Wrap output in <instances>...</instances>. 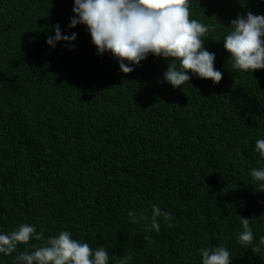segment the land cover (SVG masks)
Returning <instances> with one entry per match:
<instances>
[{
    "label": "trees",
    "instance_id": "16d2710c",
    "mask_svg": "<svg viewBox=\"0 0 264 264\" xmlns=\"http://www.w3.org/2000/svg\"><path fill=\"white\" fill-rule=\"evenodd\" d=\"M209 26L219 84L192 75L163 80L167 63L149 54L131 73L98 54L86 26L69 28L74 0H0V234L21 224L45 238L67 230L109 264H202L200 249L224 246L231 264H264L238 243L241 217L254 244L264 236V192L250 176L264 167V69L232 68L223 38L238 15L264 14V0H189ZM76 33L69 42L46 43ZM219 41V42H217ZM127 64L128 62L125 61ZM173 227L145 231L152 206ZM137 214L133 223L129 211ZM241 216V217H240ZM148 236L149 239L144 237ZM0 264H17L18 252Z\"/></svg>",
    "mask_w": 264,
    "mask_h": 264
},
{
    "label": "clouds",
    "instance_id": "9594fccd",
    "mask_svg": "<svg viewBox=\"0 0 264 264\" xmlns=\"http://www.w3.org/2000/svg\"><path fill=\"white\" fill-rule=\"evenodd\" d=\"M72 11L76 15L70 18L68 27L85 25L98 54L111 53L125 74L134 70L128 65H139L151 54L168 61L163 80L173 88H182L185 82H190L189 73L210 79L214 84L223 78V73L215 68V53L204 47L209 26L191 17L189 0H74ZM229 26L231 31L222 41L232 68L251 73L264 69V14L248 11L231 20ZM54 28L55 35L47 38V44L55 47L56 42L63 40L69 42L70 48L74 47L70 42L75 41L76 33L62 35L58 24ZM255 151L264 158V139L256 140ZM250 176L256 182V190L264 192V167L251 169ZM128 215L133 223L138 222L134 211L130 210ZM160 217L168 227H173L171 213L157 205L152 206L151 218L143 212L139 214V219L149 221L145 231L157 233ZM240 223L238 243L250 248L253 254H260L264 236L254 244L249 218L241 217ZM32 240L40 241V246L32 245L31 251L18 252L17 264H109V254L103 246L93 249L67 230L45 238L43 232L38 233L28 224L0 234V253L11 255L17 252L18 245H28ZM200 255L202 264H231L232 260L230 252L221 245L201 248ZM130 259L125 256L118 264H127Z\"/></svg>",
    "mask_w": 264,
    "mask_h": 264
}]
</instances>
